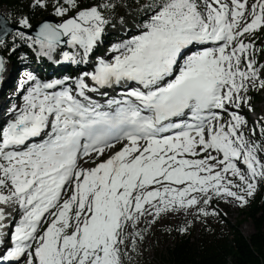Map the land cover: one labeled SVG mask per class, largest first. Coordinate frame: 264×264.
<instances>
[{"label": "snow or ice", "instance_id": "snow-or-ice-1", "mask_svg": "<svg viewBox=\"0 0 264 264\" xmlns=\"http://www.w3.org/2000/svg\"><path fill=\"white\" fill-rule=\"evenodd\" d=\"M118 6L31 0L60 18L34 36L16 20L12 51L19 38L91 71L19 83L0 125V264H132L163 216L218 217L214 201L243 207L264 183V116L244 114L264 92V0H149L93 61ZM9 34L0 19V47Z\"/></svg>", "mask_w": 264, "mask_h": 264}, {"label": "trees", "instance_id": "trees-1", "mask_svg": "<svg viewBox=\"0 0 264 264\" xmlns=\"http://www.w3.org/2000/svg\"><path fill=\"white\" fill-rule=\"evenodd\" d=\"M12 12L9 18L16 24L20 16H28L31 23L49 12L32 9L31 0H1ZM90 4L95 0H83ZM142 0H118L125 9L135 8ZM121 8V6H118ZM115 10V11H116ZM240 217L234 225L221 214L218 217L201 216L196 221L188 218L175 224H164L151 232L150 245L154 247V257L158 264H264V191L256 192L249 202L240 207ZM252 223L254 231L245 237L240 225ZM192 221L185 233L177 229ZM222 221V222H221ZM144 241L139 242L136 252H131L132 264H155L144 256ZM228 257H231L230 263Z\"/></svg>", "mask_w": 264, "mask_h": 264}, {"label": "rangeland", "instance_id": "rangeland-1", "mask_svg": "<svg viewBox=\"0 0 264 264\" xmlns=\"http://www.w3.org/2000/svg\"><path fill=\"white\" fill-rule=\"evenodd\" d=\"M139 11H144V10H143L142 7H140ZM139 11L138 10H135V11H127V10L123 11L122 10L123 13H121V16H118L117 18L115 17L116 19L114 20L113 27L112 28L110 27L109 29H111V31L116 29V30H114L116 32L117 31L118 32L124 31L123 30V26L126 25V23H125V21H126V22H129L131 24V27H133L136 30L137 29V25L142 24L143 23L142 19L144 20L145 16L148 15L147 11H144V13H142V14H139ZM0 12L3 13L5 16H8V14H9V11H8V9L5 6H0ZM51 14L54 16L53 13H51ZM54 17L57 18L58 21L60 20L59 17H56V16H54ZM111 20H113V19H111ZM123 20H124V23H123ZM131 32H132V30H131ZM106 33H108L107 28H106L105 33L103 35H105ZM11 35H9V36H11ZM262 40H264V39H262ZM9 41L10 42H9V44H7V47L13 44V36L10 37ZM21 42H23V41H21L19 38H17L15 40V43H21ZM7 47H4V49H6ZM262 93H264V92H262ZM262 93H258V94L262 95ZM260 102L261 101H258L257 104H258L259 109L262 112V114H264V108L261 106L262 103H260ZM214 202L216 203V205H218V207L223 212L227 213V215H228V217H229L231 222H235L236 216L238 215L237 204H235V203H227L225 201H214ZM186 215H188V214H185L183 211H180V212H177L175 214L165 215L160 220H158V222L162 223L163 221H165L167 219L169 221H177L178 219H180L181 217H185ZM240 229H241V232L247 237L249 235H251V233L253 232V226H252V224L250 222H246V223L242 224ZM147 249H148L147 250L148 256L150 258H152L153 257V251H152L151 246L148 245Z\"/></svg>", "mask_w": 264, "mask_h": 264}, {"label": "water", "instance_id": "water-1", "mask_svg": "<svg viewBox=\"0 0 264 264\" xmlns=\"http://www.w3.org/2000/svg\"><path fill=\"white\" fill-rule=\"evenodd\" d=\"M0 19H3L7 23L10 33L12 31L16 30L17 28H19V26L11 25L9 23V21L2 14H0ZM45 19H47V20H49L50 22H53V23L58 22L57 19H55L52 15H47L46 17H44L38 23L33 24L35 26L33 29H20V30L26 31V32H28L29 35H33L34 36L36 28L38 27L39 23L42 22ZM0 56H2V55L0 54ZM1 76H2V72H0V81H1Z\"/></svg>", "mask_w": 264, "mask_h": 264}, {"label": "bare ground", "instance_id": "bare-ground-1", "mask_svg": "<svg viewBox=\"0 0 264 264\" xmlns=\"http://www.w3.org/2000/svg\"><path fill=\"white\" fill-rule=\"evenodd\" d=\"M131 30H132V32H131ZM136 32H137V29L135 30L133 27H129V29L127 30V32L122 33V35H121L120 38L127 37L128 35L135 34ZM6 74H7V68L4 71V73H3L2 81L5 79Z\"/></svg>", "mask_w": 264, "mask_h": 264}]
</instances>
